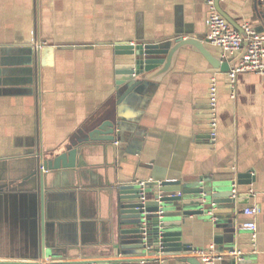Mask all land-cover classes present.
<instances>
[{
  "label": "crops",
  "instance_id": "crops-1",
  "mask_svg": "<svg viewBox=\"0 0 264 264\" xmlns=\"http://www.w3.org/2000/svg\"><path fill=\"white\" fill-rule=\"evenodd\" d=\"M218 4L233 23L258 22L264 31L260 0ZM207 15V0H0V264L40 261L41 211L69 223L62 224L65 235L83 237L90 253L115 258L108 239L118 214L108 191L117 180L173 178L216 192L233 191L236 181L234 217L228 210L215 215L205 208L177 216L173 229L181 231L182 250L134 248L122 251L118 257L128 259L119 264H204L182 255L191 248L243 251L241 259L226 255L213 264H264V72L239 73L233 97L228 71L216 68L212 59L234 64L244 48L225 55L209 42ZM178 35L201 40L204 50L183 46L159 77L134 75L116 86L115 43ZM213 75L218 93L214 137ZM38 81L45 150L72 136L107 101L126 124L125 141L115 143L116 159L111 143L91 144L77 156L83 178L62 172L42 199L35 154ZM244 172L249 175L239 178ZM221 198L215 199H230ZM255 205L261 211L253 241L243 223L252 218L244 208Z\"/></svg>",
  "mask_w": 264,
  "mask_h": 264
},
{
  "label": "water",
  "instance_id": "water-1",
  "mask_svg": "<svg viewBox=\"0 0 264 264\" xmlns=\"http://www.w3.org/2000/svg\"><path fill=\"white\" fill-rule=\"evenodd\" d=\"M220 0H216L218 11L236 28L241 26L233 23L220 9ZM187 45H192L203 51L201 40L192 37L184 38L181 35L170 39L156 41H139L135 43L117 42L114 44L115 83L120 86L127 80H132L134 75H142V79H153L165 73L171 67L177 51ZM212 64L221 70L229 71L233 64L221 57H214ZM140 79V80H142ZM38 111H37V180L42 197L48 196V189L56 182L61 173H80L83 178L82 167L77 156L80 151L91 144L103 143L113 145V155L117 158L119 146L116 141H125L122 136L125 123L119 118L117 108L107 102L100 104L83 122L81 127L68 139L51 149L41 148V114L42 91L37 86ZM122 129V131H121ZM106 145V146H107ZM116 145V146H115ZM249 173L239 174V178L247 177ZM51 179V185H50ZM250 182V181H245ZM182 179H153L146 182L117 180L112 191L117 221L110 241L109 250L115 258L100 257L101 254L90 253L85 248L83 237H69L63 231L60 219L49 212L41 211L40 260L46 257L53 259L49 262L38 261L34 264H119L128 258L118 257L122 251L142 248L156 251L182 250L183 243L179 244L177 238L181 236L180 230H174L178 222L177 216L197 214L200 211L219 214L227 211L234 217L236 197L230 190H211L204 185H188ZM168 186L174 187L167 189ZM78 192H82L80 189ZM75 193V192H73ZM77 193V192H76ZM230 198L220 201L222 198ZM215 198H220L215 199ZM57 222V223H56ZM76 224V223H70ZM56 226L58 229H56ZM107 242V240L105 241ZM188 249L189 247H185ZM185 249V250H186ZM81 259H67L79 256ZM198 261V260H197ZM193 264H202L200 261ZM234 264V263H233Z\"/></svg>",
  "mask_w": 264,
  "mask_h": 264
},
{
  "label": "built area",
  "instance_id": "built-area-1",
  "mask_svg": "<svg viewBox=\"0 0 264 264\" xmlns=\"http://www.w3.org/2000/svg\"><path fill=\"white\" fill-rule=\"evenodd\" d=\"M264 8V0H260ZM207 40L213 44L220 46L225 55H233L244 48L242 56L233 64L228 71L229 86L231 87V95L234 97L237 86V76L242 72H264V31L259 30V23L252 21H244L240 24L241 30L236 28L229 22L217 9L216 0H207ZM218 93L217 79L215 75L210 79V119H211V135L214 137L218 129ZM116 143H119L116 141ZM238 188L236 181L233 182V197L237 196ZM259 206H247L244 212L251 216L243 223L244 227L250 230L253 241L258 236V224L255 217L260 213ZM211 213V212H210ZM148 249V248H147ZM243 251L238 248L224 253H215L212 250L201 248H191L182 252L183 256L199 257L204 264H213L217 259H222L226 255L242 258ZM40 260V259H39ZM51 260H63L62 258L53 259L46 257L40 261L49 262Z\"/></svg>",
  "mask_w": 264,
  "mask_h": 264
}]
</instances>
